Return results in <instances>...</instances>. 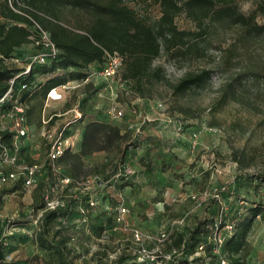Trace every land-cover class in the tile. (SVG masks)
Instances as JSON below:
<instances>
[{"label": "rangeland", "instance_id": "rangeland-1", "mask_svg": "<svg viewBox=\"0 0 264 264\" xmlns=\"http://www.w3.org/2000/svg\"><path fill=\"white\" fill-rule=\"evenodd\" d=\"M128 5L151 21L159 17V9L152 3L135 1ZM238 6L244 14L254 8L251 0H238ZM63 15V21L71 22V13L64 11ZM175 22L180 30H196L184 14ZM235 38L234 29L213 26L203 39L204 53L200 56L171 58L161 51L152 68L162 70V80L152 84L144 80L141 89L136 82L123 80V67L113 80H103L98 74L99 66L94 64L84 71V81H68L70 88L62 101L45 105L36 97L30 102L27 126L28 122L32 124L28 134L17 141L21 164H45L48 146L41 116L43 112L63 114L68 110L67 104L71 105L69 108L79 107L83 116L81 122L69 127L68 133L72 135L82 137L84 125L91 121L107 122L126 132L127 151L123 159L116 151L88 155L83 158L86 172L76 178L99 175L113 181L120 165L131 172L130 178L124 183L118 180L102 195H94V209L83 202L75 204L69 217L46 228L45 238L62 243L67 262L115 264L120 257H130L126 243L129 236L112 218L116 194L120 192L128 197L127 200L124 196L129 210L126 222L149 235L163 230L173 235L184 234L194 219L209 213L218 216L220 211L224 223L236 232L251 207H264V79L238 77L264 63V36L249 44L243 53ZM21 52L25 61L33 50L29 45ZM202 70L211 71L203 85L181 95L172 92L171 85ZM67 72L58 70L54 75ZM43 78L37 75L35 82ZM6 109L0 106V129L4 130L11 127ZM113 109L124 116L112 118ZM66 117L58 118V124ZM158 122L169 124L172 137L179 142L160 147L156 138L161 136L162 125ZM193 133L198 137L196 149L190 147ZM148 148L156 150L149 153ZM72 152H77L76 147ZM59 169L58 178L68 174ZM123 185L127 187L122 188ZM40 188V181L33 188L15 181L0 185V247L11 264H41L46 256L35 241L41 213L34 209V195ZM219 192L218 201L214 196ZM53 195L58 196V191ZM160 195L164 204L154 202ZM82 211L86 222L81 220ZM172 242L165 246V251L174 248ZM146 243L150 248L155 246L150 240ZM242 253H246L244 264H264V220L259 216L247 233ZM123 263L133 264L124 258ZM199 264L212 263L206 258Z\"/></svg>", "mask_w": 264, "mask_h": 264}, {"label": "trees", "instance_id": "trees-1", "mask_svg": "<svg viewBox=\"0 0 264 264\" xmlns=\"http://www.w3.org/2000/svg\"><path fill=\"white\" fill-rule=\"evenodd\" d=\"M18 1L25 6L23 9L28 11L36 22L47 31L58 50L55 58L45 64H33L28 74L20 75L10 86V80L22 70L18 66L6 62V60L23 56L21 51L24 49L22 48L31 44L29 37L32 25L25 17L12 11L6 0H0V98L11 88V97L1 105V109L7 108L9 110L11 102L17 100L28 105L26 116L30 102L34 98L39 97L41 101H44L49 90L68 81H84L87 78L84 71L91 65L97 64L101 69L105 52L116 51L123 57V80L134 81L141 89L144 80L151 84L162 80V70L159 67L152 68L153 61L160 56L161 51L171 58L202 55L204 53L202 42L208 34L209 27L220 26L234 29L236 32L235 42L240 44L239 48L242 53L247 50L249 44L264 36V22H259V19L264 20V0H251L254 8L248 14L240 11L238 0ZM135 1L156 5L159 9L158 19L151 21L146 15H139L128 5V2ZM64 11L71 13V22L63 21ZM181 14H184L187 19L195 24L196 30H180L177 27L175 21ZM32 50L31 55L36 52L34 47ZM58 70L68 72L65 75H54ZM37 75L48 77L45 82L36 83L35 77ZM242 75L264 79V63L262 66L253 67L250 72L240 74L239 79ZM210 76V70L187 74L170 87L174 94L181 95L193 87L203 85ZM24 85L25 88L23 89L22 86ZM225 101L227 100L224 99L223 102L225 103ZM70 106L67 104L66 108L69 110L72 108H69ZM56 119V117L52 119L50 124ZM82 119L83 116L79 122ZM28 123L29 125L32 124L31 122ZM0 135L4 143L11 146L12 135L7 130L0 132ZM125 140L126 132L122 131L119 126L107 122L91 121L83 127L80 150L75 153L66 151L56 160V166L63 168L68 173L62 174L61 177L69 178L71 183L58 191L60 195L68 197L65 198L64 206L42 213L41 226L35 239L36 246L46 255L40 260L41 264H70L64 258L62 243L45 238L46 228L50 223L69 217L75 204L83 202L86 207H89L88 200L90 198L95 200L94 195H102L118 180L124 183L130 178L129 175H123L126 168L120 165L117 167L113 181L104 179L99 175H93L99 178L100 183H104L93 194H84L73 188L75 181L89 177L76 178L81 173L86 172L83 168L84 157L98 152L116 151L123 159L127 151V148L124 147ZM57 180L58 177L53 175L50 162L46 159L42 174L38 179L41 188L38 194L34 195L35 210L44 209L43 197L46 188L48 185H55ZM15 182L23 184L22 180ZM123 186L122 188L127 187L126 185ZM217 194L220 196V192ZM124 196L128 200L125 193ZM115 201L117 204V200ZM154 202L163 203L164 199L160 195L154 199ZM95 207L89 208L94 209ZM263 209L261 204L251 207L249 215L238 224L236 232L233 230L234 233L231 236H226L221 253L228 264L245 263L246 253L242 252L246 245V236L256 217L259 216L260 219L264 220ZM112 215L114 218V209H112ZM216 217L209 213L203 218L197 219L193 228L188 232L171 234L170 241H173L174 246L171 249L177 250L178 254L168 264H199L206 258L214 264L217 256L212 254L214 246L208 241V236ZM200 245L204 246L203 255L189 259ZM1 248L0 264H11L5 259ZM123 258L133 262V264H140L134 262L131 257ZM123 258L120 257L115 264H124Z\"/></svg>", "mask_w": 264, "mask_h": 264}, {"label": "built area", "instance_id": "built-area-1", "mask_svg": "<svg viewBox=\"0 0 264 264\" xmlns=\"http://www.w3.org/2000/svg\"><path fill=\"white\" fill-rule=\"evenodd\" d=\"M9 7L15 13L25 17L31 22V35L29 37L30 46L36 49L33 55H30L27 60L21 58L12 57L7 59L6 62L18 66L22 71L10 80V86L13 85L14 80L20 75H26L30 72L33 64H45L49 60L56 57L58 50L51 41L47 31L43 29L31 14L23 9L18 0H6ZM123 66V57L118 52H105L104 62L99 70L98 74L103 80H113L120 69ZM25 88V85L22 86ZM70 88V83H65L58 87H55L46 95V101H62L64 99V93ZM11 97V88L0 98V106L4 104ZM161 105H159L160 107ZM28 105L24 102L13 100L11 107L8 110L6 117L11 121V127L7 130L12 135L11 146L4 143L0 135V185H5L11 181L22 180L23 185L27 188H33L36 186L39 177L42 174L43 165L38 163L21 164L17 157V141L25 137L28 134L27 116L26 111ZM65 120L58 124V118L64 117ZM112 118L120 119L124 114L120 110L111 111ZM57 118L52 124L51 120ZM82 118V113L77 106L65 111L63 114H51L45 115L43 112L41 116V123L45 126V139L47 141L48 149L46 153V159L50 162L51 169L54 176L59 174V168L56 166V160L60 158L66 151H73L75 148V135L68 133L69 127L73 124L79 123ZM4 129H0V132ZM138 132L139 129L136 128ZM197 134L191 135L190 147L196 149L197 147ZM130 171L125 169L123 175H130ZM118 176V175H117ZM71 183V180L67 177H59L56 185H48L44 193V209L40 210L41 216L44 211L55 210L59 207H63L65 198L67 196L58 195L54 196L53 193L57 190H62ZM74 190H80L84 194H93L97 191V188L104 185L99 182V178L96 176H89L81 181H75L73 183ZM111 187V186H110ZM117 205L114 208V221L122 226L124 231L128 234L126 243L128 245V254L134 262L140 264H168L173 260L174 256L178 254L177 250L171 249L165 251L164 248L170 242L171 233L163 230L155 235H149L143 233L141 230L131 227L126 222V215L128 214V208L125 205V198L120 192L116 194ZM219 201V194L214 196ZM89 207L95 206V200H88ZM222 210V209H221ZM82 222H86L85 212L82 211ZM182 222V221H180ZM36 223V221L34 222ZM233 226L225 224L222 218V212L215 218L211 233L208 236V241L213 244V254L217 256V260L214 264H228L225 257L221 253L222 245L225 241L226 234L231 235L233 233ZM13 230L10 229L11 235ZM225 231V232H223ZM152 241L155 244L154 247H149L147 241ZM204 252V246L197 247L192 257L202 256Z\"/></svg>", "mask_w": 264, "mask_h": 264}, {"label": "crops", "instance_id": "crops-1", "mask_svg": "<svg viewBox=\"0 0 264 264\" xmlns=\"http://www.w3.org/2000/svg\"><path fill=\"white\" fill-rule=\"evenodd\" d=\"M27 48V46H24L22 49H26ZM47 80V78L45 77V78H43V80L42 81H40V83H43V82H45ZM39 83V82H38ZM48 102H51V101H46V99L44 100V104L45 105H48ZM163 122H165V121H163ZM157 125H159V126H161V130H160V134H161V136H159V138H156V139H158V144L160 145V147H161V145H166V146H171V144L170 143H172V142H174L175 144L177 143V141L179 142V140H177V139H174V137H172V132H171V130H170V125L169 124H163V123H160V122H158V123H156ZM31 127V125H29V127H28V129ZM164 128H168V130H166V131H163V129ZM166 137V138H165ZM168 137V138H167ZM75 139H76V141H75V147H76V149H77V152L80 150V144H81V136L79 137L78 136V134L76 133V135H75ZM154 142V141H153ZM159 147V148H160ZM148 151H149V153H152L153 151H155L156 149L155 148H153V149H151V148H148L147 149ZM139 157V159H140V156H138ZM158 204H164V202L163 203H158ZM197 221V219H194L193 220V222L190 224V226H188V228H186V232H188L190 229H192L193 228V226H194V224H195V222ZM178 229V228H177ZM186 232H184V233H186Z\"/></svg>", "mask_w": 264, "mask_h": 264}]
</instances>
